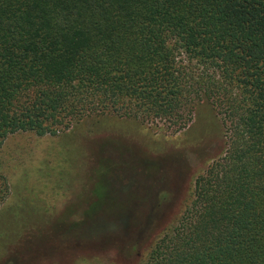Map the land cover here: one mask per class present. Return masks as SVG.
<instances>
[{
    "label": "trees",
    "instance_id": "1",
    "mask_svg": "<svg viewBox=\"0 0 264 264\" xmlns=\"http://www.w3.org/2000/svg\"><path fill=\"white\" fill-rule=\"evenodd\" d=\"M180 50L219 79L193 82ZM202 80L192 101L215 108L223 154L142 264H264V0H0V147L109 114L178 131ZM1 162L0 204L20 168Z\"/></svg>",
    "mask_w": 264,
    "mask_h": 264
},
{
    "label": "rangeland",
    "instance_id": "2",
    "mask_svg": "<svg viewBox=\"0 0 264 264\" xmlns=\"http://www.w3.org/2000/svg\"><path fill=\"white\" fill-rule=\"evenodd\" d=\"M176 61L193 82L220 77L182 50ZM203 80L188 83L181 112L190 119L178 131L135 113L71 120L54 135H8L1 163L20 168L5 178L0 264H142L181 217L195 177L223 154L215 108L192 101Z\"/></svg>",
    "mask_w": 264,
    "mask_h": 264
}]
</instances>
